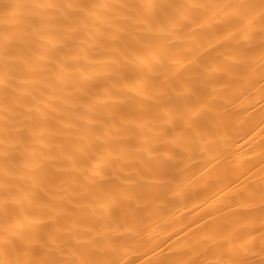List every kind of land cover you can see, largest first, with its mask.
<instances>
[{
	"label": "bare ground",
	"instance_id": "obj_1",
	"mask_svg": "<svg viewBox=\"0 0 264 264\" xmlns=\"http://www.w3.org/2000/svg\"><path fill=\"white\" fill-rule=\"evenodd\" d=\"M0 264H264V0H0Z\"/></svg>",
	"mask_w": 264,
	"mask_h": 264
}]
</instances>
